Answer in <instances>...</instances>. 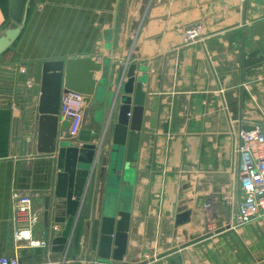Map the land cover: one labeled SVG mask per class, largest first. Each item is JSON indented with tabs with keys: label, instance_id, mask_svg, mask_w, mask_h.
I'll return each instance as SVG.
<instances>
[{
	"label": "crops",
	"instance_id": "0c3cea01",
	"mask_svg": "<svg viewBox=\"0 0 264 264\" xmlns=\"http://www.w3.org/2000/svg\"><path fill=\"white\" fill-rule=\"evenodd\" d=\"M9 4L0 0V36L17 25ZM194 25L201 31L191 39ZM59 60L99 66L96 88L104 81L107 89L101 105L95 94L81 93L80 130L98 134L92 143L104 139L108 163L124 102L131 106L130 131L139 135L133 185L122 181L115 204L129 213V230L119 250L120 215L109 224V263L100 259L104 218L113 209L107 173L101 178L97 170L63 237L69 217L58 206L66 185L58 150H44L39 113L42 66ZM132 64L137 77H147L139 119L136 85L130 94L119 92L127 81L121 73ZM79 65L64 77L62 97L75 92L69 85L89 79V65ZM61 122L57 142L69 133ZM247 127L264 134V0H29L18 39L0 57V256H17L21 264H228V256L233 264H264V214L237 221V134ZM15 194L32 197L33 222L17 219ZM181 207L192 211L191 221L177 226ZM19 227L29 238H17ZM207 228L213 236L184 247Z\"/></svg>",
	"mask_w": 264,
	"mask_h": 264
},
{
	"label": "water",
	"instance_id": "95a60500",
	"mask_svg": "<svg viewBox=\"0 0 264 264\" xmlns=\"http://www.w3.org/2000/svg\"><path fill=\"white\" fill-rule=\"evenodd\" d=\"M28 3L29 0H10V14L17 25L6 29L0 36V57L18 39L26 19ZM79 64L89 65L90 77L86 81L81 77L82 79L69 85L68 88L88 96H93L95 94L99 104H102V97L107 89V85L102 81L96 88L94 71L99 68L97 64H90L80 60L44 62L42 66L41 95L39 101L41 138L44 143L46 139L47 145L44 149L46 152L52 153L58 150L59 166L63 170L61 179L65 182L66 189L63 194H60L63 200L58 207L65 208L69 217L66 229L63 232L65 241H67L70 236L78 210L81 207L82 201L84 202L86 199L87 191L95 173L97 170H100L101 178H104L106 173L108 174L107 192L110 196L112 195L111 203L113 209L104 218L105 225L101 236L100 259L103 263H109L113 244V230L109 229V224H115L117 214L120 215L121 219L118 221L117 226V232L120 234L116 241V244L121 247L119 250L125 247L124 241L126 239V233L129 230V213L126 211L117 212V206H115V204L116 195L119 193L122 181H126L130 184L128 187L129 189L133 185V174L135 169L131 167V163L135 161L139 135L130 131L129 114L131 112V106L129 103L124 102L120 107L118 120L114 125L109 163L108 155L101 153L104 139L101 144L92 143V137H96L98 134L93 133L89 129L77 131L76 128H71V121L68 119L62 120L60 126L63 130H69L68 137L57 142L64 77H71V75H74L78 70V66H80ZM109 66L110 60L106 59L103 63L104 78H107L109 75ZM137 68L136 64H132L121 73L123 76H126L127 81L125 83L121 81L119 88V92L121 91L122 94H130L134 91L136 85L134 119H139L141 115L145 100V93L143 92L142 85L147 78L146 75L137 77ZM114 80L115 71H113L112 75V84ZM117 96L118 94H116V97ZM132 129H134V127ZM245 130L252 131L254 128L247 127ZM120 172H123V176L119 174ZM46 206L49 208V199H47ZM191 214L192 211L187 209V207H181L176 217V225L180 226L190 222ZM224 230L225 228H220L217 229L215 233H220ZM213 235V232H209L195 237L190 243L184 245V247ZM116 259H120V257H116Z\"/></svg>",
	"mask_w": 264,
	"mask_h": 264
},
{
	"label": "built area",
	"instance_id": "2783aa9c",
	"mask_svg": "<svg viewBox=\"0 0 264 264\" xmlns=\"http://www.w3.org/2000/svg\"><path fill=\"white\" fill-rule=\"evenodd\" d=\"M200 31L201 26L194 25L189 29L188 36L193 39ZM85 103V96L78 92H67L61 100L59 116L62 120H70L71 128H76L77 131L80 130V117ZM237 136L240 141L238 172L242 190L237 221L240 225H245L264 214V134L258 130H242ZM14 200L17 219L29 217V222H33L32 197L15 194ZM16 236L19 239L29 238L28 232L21 227L17 228ZM32 243L35 245L40 242ZM0 264H21V261L17 256H0Z\"/></svg>",
	"mask_w": 264,
	"mask_h": 264
},
{
	"label": "rangeland",
	"instance_id": "374dc122",
	"mask_svg": "<svg viewBox=\"0 0 264 264\" xmlns=\"http://www.w3.org/2000/svg\"><path fill=\"white\" fill-rule=\"evenodd\" d=\"M6 4V3H5ZM7 7H10V4L9 5H7ZM207 231H205L203 234H206V233H209V232H214V229H206ZM228 233H230V232H228ZM202 234V235H203ZM228 246H231V247H233L234 245H235V240L233 239V240H227V243H226ZM233 250V249H232ZM228 264H233V262L232 261H234V260H232V258H231V256H228Z\"/></svg>",
	"mask_w": 264,
	"mask_h": 264
}]
</instances>
